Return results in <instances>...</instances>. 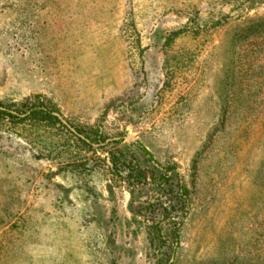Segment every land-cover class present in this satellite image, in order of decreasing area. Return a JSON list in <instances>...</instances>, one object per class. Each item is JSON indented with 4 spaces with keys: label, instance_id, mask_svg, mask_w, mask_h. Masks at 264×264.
<instances>
[{
    "label": "rangeland",
    "instance_id": "374dc122",
    "mask_svg": "<svg viewBox=\"0 0 264 264\" xmlns=\"http://www.w3.org/2000/svg\"><path fill=\"white\" fill-rule=\"evenodd\" d=\"M0 109V264H264V0H0Z\"/></svg>",
    "mask_w": 264,
    "mask_h": 264
},
{
    "label": "trees",
    "instance_id": "16d2710c",
    "mask_svg": "<svg viewBox=\"0 0 264 264\" xmlns=\"http://www.w3.org/2000/svg\"><path fill=\"white\" fill-rule=\"evenodd\" d=\"M30 112L25 116V118L23 119H26V118H33V119H39L41 118L40 120H48V119H52V120H56V121H59V119L57 118V116L53 115L52 111H49V110H40V109H33V108H29ZM0 116H9V117H12V118H15V119H22L20 118V115L19 114H16L14 112H11V111H8V110H3V109H0ZM81 140L86 144V145H90V143H88L86 140L82 139ZM119 166L122 165V163H120L121 161L119 160ZM139 175L141 176H145L144 173L142 171L139 172ZM178 179V175L177 173L175 172V170H166L164 172H162L160 174V184H168L171 188H169V193H174L175 195V199L177 200L176 202L174 201H170V204L167 205L165 207V210L167 212L170 211H178V210H182L184 212V216L187 214L188 212V209H189V206H190V198H189V189L188 187L180 182L179 180L177 181ZM175 179H176V186L178 187V192L176 193L175 189H173L172 185H173V182H175ZM163 180V181H162ZM161 204V203H159ZM172 214V213H171ZM176 214V213H175ZM174 217V216H173ZM170 218H172V215H170ZM158 220H160V222L162 221V217H159L157 218ZM173 220V228H172V234L173 236L177 239L178 238V230L180 228V225L182 224V221H177L175 219H171ZM153 227V225L151 226ZM154 232H160L162 230V227H161V224L160 223H156L154 225ZM169 264H174V262H169Z\"/></svg>",
    "mask_w": 264,
    "mask_h": 264
},
{
    "label": "water",
    "instance_id": "95a60500",
    "mask_svg": "<svg viewBox=\"0 0 264 264\" xmlns=\"http://www.w3.org/2000/svg\"><path fill=\"white\" fill-rule=\"evenodd\" d=\"M59 117H60V119H61L65 124L68 125V123H67L64 119H62L61 116H59ZM68 126H69V125H68ZM69 127L71 128L72 131L76 132V130H75L74 128H72L71 126H69ZM76 133H77V132H76Z\"/></svg>",
    "mask_w": 264,
    "mask_h": 264
}]
</instances>
